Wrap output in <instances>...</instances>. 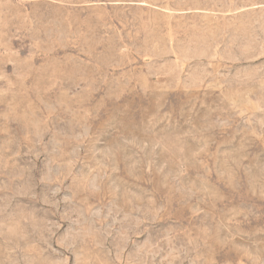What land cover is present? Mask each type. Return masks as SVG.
<instances>
[{
  "label": "rangeland",
  "instance_id": "1",
  "mask_svg": "<svg viewBox=\"0 0 264 264\" xmlns=\"http://www.w3.org/2000/svg\"><path fill=\"white\" fill-rule=\"evenodd\" d=\"M0 264H264V0H0Z\"/></svg>",
  "mask_w": 264,
  "mask_h": 264
}]
</instances>
